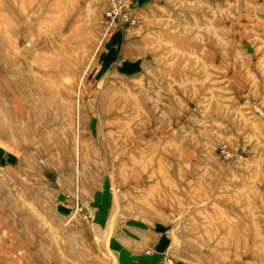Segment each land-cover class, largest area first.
Segmentation results:
<instances>
[{"label":"rangeland","instance_id":"rangeland-1","mask_svg":"<svg viewBox=\"0 0 264 264\" xmlns=\"http://www.w3.org/2000/svg\"><path fill=\"white\" fill-rule=\"evenodd\" d=\"M108 1L0 0V264H264V0Z\"/></svg>","mask_w":264,"mask_h":264},{"label":"crops","instance_id":"crops-1","mask_svg":"<svg viewBox=\"0 0 264 264\" xmlns=\"http://www.w3.org/2000/svg\"><path fill=\"white\" fill-rule=\"evenodd\" d=\"M1 220H2V216L0 214V221ZM3 233H5V229L0 228V239H1V237H3V235H4ZM14 234H13V236H14ZM154 234L156 235L158 233H156V231H155ZM143 239L144 238H141L140 237L139 238V241L136 240L135 243H133L132 241L125 242L123 248H117V247L111 246L110 247L111 248L110 251L114 255H116L119 259H121V263L120 264H152V263H149L150 260L147 257H144L141 254V251L143 250V247H145V245H146V241H144ZM12 241H14V240H12ZM155 244L156 245H160V242L158 241ZM56 245H58V244H56V243L54 244L52 242V247H51L50 252L47 251V250L45 251V256H46L45 261H47V259L52 260V258H54V257L57 258V255H58V251H57L58 250V246H56ZM10 247H13V243H12V245H10ZM32 247H34L33 244H32V246H30V249ZM28 248H29V246H28ZM164 250L165 249H162L161 252H163ZM158 251H160V250L158 249Z\"/></svg>","mask_w":264,"mask_h":264},{"label":"built area","instance_id":"built-area-1","mask_svg":"<svg viewBox=\"0 0 264 264\" xmlns=\"http://www.w3.org/2000/svg\"><path fill=\"white\" fill-rule=\"evenodd\" d=\"M136 0H109L108 7L104 12V19L108 24V28L116 23L131 25L134 18L132 11Z\"/></svg>","mask_w":264,"mask_h":264},{"label":"bare ground","instance_id":"bare-ground-1","mask_svg":"<svg viewBox=\"0 0 264 264\" xmlns=\"http://www.w3.org/2000/svg\"><path fill=\"white\" fill-rule=\"evenodd\" d=\"M38 90V89H37ZM16 102H18V105L20 104L21 105V103H20V100L19 101H16ZM17 104V103H16ZM19 105V106H20ZM138 107V106H137ZM17 108H18V110L20 109V107H18L17 106ZM121 110V109H120ZM123 113H124V111H123ZM131 114H133V113H131ZM135 115H137L136 113H135ZM137 117V116H136ZM130 118V117H129ZM138 118V117H137ZM131 120V119H130ZM137 120H139V119H137ZM113 121V120H112ZM125 122V121H124ZM128 122V121H127ZM126 122V123H127ZM113 123V122H112ZM126 125V124H125ZM138 126V125H137ZM129 128V127H128ZM147 129V128H146ZM130 131H132V130H130ZM120 134H122V133H120ZM115 136V135H114ZM139 136V135H138ZM111 137V136H110ZM142 149V148H141ZM141 156V155H140ZM133 157V156H132ZM142 157H143V155H142ZM139 159V158H138ZM142 161V160H141ZM125 165V164H124ZM144 165V164H143ZM144 166H146V165H144Z\"/></svg>","mask_w":264,"mask_h":264}]
</instances>
